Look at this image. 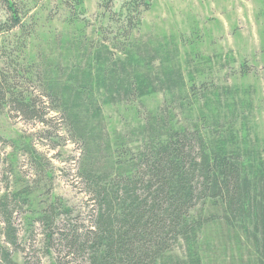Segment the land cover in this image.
I'll use <instances>...</instances> for the list:
<instances>
[{"label": "trees", "instance_id": "trees-1", "mask_svg": "<svg viewBox=\"0 0 264 264\" xmlns=\"http://www.w3.org/2000/svg\"><path fill=\"white\" fill-rule=\"evenodd\" d=\"M27 1L0 0V111L39 122L44 137L63 130L79 150L74 167L89 205L86 222L56 197L34 215L38 253L49 264H264V143L251 127L253 88L196 80L198 66L188 65L198 53L182 62L171 36L135 38L151 0H127L118 12L104 0L117 28L55 34L31 54L37 18ZM81 1L58 0L73 20ZM249 69L243 62L240 73ZM154 93L162 101L147 108ZM119 103L134 108L133 121L110 130L103 108ZM21 149L32 183L46 179L32 143ZM7 189L0 264H41L14 223L32 191Z\"/></svg>", "mask_w": 264, "mask_h": 264}, {"label": "rangeland", "instance_id": "rangeland-1", "mask_svg": "<svg viewBox=\"0 0 264 264\" xmlns=\"http://www.w3.org/2000/svg\"><path fill=\"white\" fill-rule=\"evenodd\" d=\"M125 1L113 0L112 11H120ZM26 4L28 16L35 14L37 18L35 35L29 39L31 54L55 34L69 36V33L80 30L83 31L81 34L97 37L101 32L99 26L111 24L117 28L102 7L104 0H82L74 20L58 0H29ZM54 4L58 6L57 12L48 19V12H53ZM134 34L135 38L146 34L173 37L179 45L182 62H185L188 51L196 50L198 56L188 65L190 70L198 66L200 71L192 75L196 80L238 85L243 89L252 87L251 127L264 143V0H151ZM243 62L250 68L246 74L240 73ZM161 101L162 94L154 93L144 98V105L154 108ZM103 110L110 130L124 120L133 121L131 110L134 108L130 105L107 104ZM43 128L45 126L37 121L27 122L0 111V194L6 188L9 191L20 188L32 191L28 205L14 215V223L22 242L20 245L33 242L38 248L37 253L43 235L38 223L31 225L32 218L55 197L71 209L72 218L86 222L89 216L87 195L77 182L74 167L79 152L77 145L61 137V128L57 129L56 135L50 134L49 137H44ZM12 140L16 141L15 148L6 144ZM22 140L30 141L40 153L47 164L48 179L32 183L38 179L28 166L24 150H18ZM38 255L41 264L50 263L51 256ZM12 256L21 261L23 254L12 251Z\"/></svg>", "mask_w": 264, "mask_h": 264}]
</instances>
